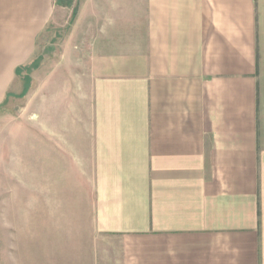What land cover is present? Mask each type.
I'll return each mask as SVG.
<instances>
[{
	"label": "crops",
	"instance_id": "crops-1",
	"mask_svg": "<svg viewBox=\"0 0 264 264\" xmlns=\"http://www.w3.org/2000/svg\"><path fill=\"white\" fill-rule=\"evenodd\" d=\"M53 1L0 0V106ZM75 23L97 74L64 190L93 264H264V0H81Z\"/></svg>",
	"mask_w": 264,
	"mask_h": 264
},
{
	"label": "rangeland",
	"instance_id": "rangeland-1",
	"mask_svg": "<svg viewBox=\"0 0 264 264\" xmlns=\"http://www.w3.org/2000/svg\"><path fill=\"white\" fill-rule=\"evenodd\" d=\"M80 3L53 1L22 87L0 106V264H93L81 196L64 190V175L72 188L70 176L79 170L74 122L93 103L97 74L96 36L75 23ZM65 110L73 122L59 126ZM50 141L56 145L52 188ZM64 141L67 157L58 149Z\"/></svg>",
	"mask_w": 264,
	"mask_h": 264
}]
</instances>
